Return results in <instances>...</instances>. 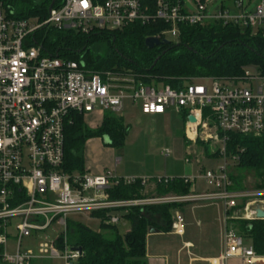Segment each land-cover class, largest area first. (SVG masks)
<instances>
[{
	"label": "built area",
	"instance_id": "2783aa9c",
	"mask_svg": "<svg viewBox=\"0 0 264 264\" xmlns=\"http://www.w3.org/2000/svg\"><path fill=\"white\" fill-rule=\"evenodd\" d=\"M192 3L189 10L186 0H59L41 20L34 16L16 18L0 1V261L34 264L37 260H59L74 264L81 253L69 247L65 239L73 215L104 212L102 223L116 226L121 212L148 205L221 202L226 212L236 211L226 216L230 220H253L250 209L257 204L264 209V188L231 190L225 150L230 133L264 135V76L258 71L244 70L241 77L233 79L191 80L176 89L162 83L147 84L131 71L93 72L76 61L44 55L33 41L43 28L89 35L156 24L163 29L154 37L177 39L181 26L207 23L238 26L264 38V0H247L246 4L233 0L238 10L235 14L222 5L210 11L213 0ZM127 101L147 116L175 109L184 117L187 146L193 148L198 141L220 145L217 152L223 164L204 169L197 177L181 179L189 185L187 194L130 200H111L107 190L137 180L145 186L172 179L119 178L112 171L100 175L65 173L64 131L72 122L71 115L98 112L119 116ZM192 155L188 153L186 163ZM197 179L204 182L205 191H194ZM237 201L244 202L240 211L236 210ZM54 225L63 230L57 236L64 237L62 248L55 244L57 238L48 241L45 236ZM183 225L182 215L175 211L172 231L181 235ZM39 235L43 239L36 248H23L24 239ZM10 244L13 252L7 249ZM231 258L252 264L257 254L225 226L220 254L209 264H225Z\"/></svg>",
	"mask_w": 264,
	"mask_h": 264
},
{
	"label": "trees",
	"instance_id": "16d2710c",
	"mask_svg": "<svg viewBox=\"0 0 264 264\" xmlns=\"http://www.w3.org/2000/svg\"><path fill=\"white\" fill-rule=\"evenodd\" d=\"M0 1L14 12L16 18L35 16L41 20L47 17L52 2L21 0L29 2L27 8L16 9L13 5L15 0ZM58 4L59 0H55L53 7ZM161 29L162 26L156 24L132 26L123 31L79 35L43 28L34 35L33 41L41 46L44 55L76 61L93 72L130 70L147 84L162 83L176 89L191 80L238 78L243 75L244 67L249 65L255 66L264 76V38L251 34L248 29L222 23L181 26L176 42L170 41L169 45L147 49L145 39L157 36ZM84 116L72 114V122L65 126L62 165L65 173L84 172L83 144L87 139L107 138L109 146L118 147L124 144L128 133L129 127L123 124L122 119L110 113L102 115L101 124L95 129L86 126ZM225 150L228 158L237 159V168L250 171L257 177L263 176L264 135L253 137L230 133L227 135ZM229 178L232 182L231 190H244L240 178L233 174ZM142 190L141 181L137 180L133 184L121 183L110 187L107 193L111 200H130L143 198ZM188 191L189 185L181 179H172L156 187L157 195H184ZM179 206L181 204L131 208L122 217L130 224V230L124 234L119 233L117 226L113 225L101 223L99 230L94 231L81 222L69 221L66 242L72 249H80L81 253L74 264H147L146 235L151 229L169 232L173 222L171 210ZM91 216L101 221L106 219L104 212H94ZM156 218L163 225H158ZM232 222V228L250 242L254 252L264 255V220ZM63 239L61 235L57 237L55 244L58 248H62Z\"/></svg>",
	"mask_w": 264,
	"mask_h": 264
},
{
	"label": "rangeland",
	"instance_id": "374dc122",
	"mask_svg": "<svg viewBox=\"0 0 264 264\" xmlns=\"http://www.w3.org/2000/svg\"><path fill=\"white\" fill-rule=\"evenodd\" d=\"M33 3H40L43 0H30ZM29 2H22L21 0H15L13 5L17 7L16 9L26 7ZM191 3V4H190ZM247 0H244V4ZM11 4V6L13 7ZM223 6L225 9L230 10V13H238L235 8L233 0H213L210 5V11L214 10L216 6ZM192 0H186V7L189 10L193 9ZM254 6V4H253ZM252 6V8H253ZM14 7V8H15ZM11 8V7H10ZM251 8V9H252ZM250 9V10H251ZM35 17V16H34ZM169 41L176 42L177 39L173 36L167 37ZM244 70L258 71L255 66L249 65L244 67ZM123 71V70H122ZM130 71V70H125ZM122 117V121L129 131L124 138V144L113 148V160H120L116 164V168H112L114 172L119 177H125L128 174H140L143 177H129L136 179H145L151 181L154 178H167V179H183L185 177H197V175L202 172V168L213 170L218 168L223 164V159L218 155V150L220 145H212L210 143H202L198 141L196 146V154L201 160L198 164V160L193 156L190 158V163H186L187 155L189 151H193V148L189 145L187 146L184 130V119L175 109L166 110L165 114L161 116H146L142 115L139 108L136 106L134 108L130 107L128 103L125 104L123 112L119 115ZM84 122L89 129H95L94 127L99 124L101 115H85ZM101 140L107 141V138H89L83 144L84 157L90 159L93 157V152L97 144H101ZM97 143V144H96ZM190 150H188V149ZM194 148V149H195ZM168 155L165 156V152ZM110 156V155H109ZM95 158L98 156L95 155ZM85 160V158H84ZM227 174L237 176L242 181V189L244 190H254L260 189L262 185L264 186V174L263 176L257 177L254 173L247 170H241L236 167V160H231L227 158ZM128 178V177H127ZM151 184V183H149ZM203 182L197 179L196 181V191L202 192ZM262 189V188H261ZM196 207L199 205L194 204ZM192 205H186L183 209V219L184 227L189 224L191 220V215L196 214V217L201 219L202 209L191 211ZM243 206L240 208L241 210ZM175 209L171 210L172 215L175 213ZM210 211L211 219L216 217L215 210ZM203 215V214H202ZM74 219L78 222H83L86 224L87 218L81 215H73L70 220ZM97 222V221H96ZM88 223L89 226L95 230L98 229V223ZM161 223V221L159 220ZM119 233H123L129 227V223L124 220L116 225ZM63 230L54 225L52 229L50 228L45 236L48 241L57 238L58 234L62 233ZM36 241L43 239V235L36 237ZM31 240V239H29ZM152 239H150V242ZM28 239L23 240V245L27 244ZM35 242V241H34ZM33 242V243H34ZM247 240H244V246H247ZM26 247V246H25ZM0 264H5L0 261ZM42 264H61L59 260H47L42 261Z\"/></svg>",
	"mask_w": 264,
	"mask_h": 264
},
{
	"label": "crops",
	"instance_id": "0c3cea01",
	"mask_svg": "<svg viewBox=\"0 0 264 264\" xmlns=\"http://www.w3.org/2000/svg\"><path fill=\"white\" fill-rule=\"evenodd\" d=\"M126 103H128L130 107L132 108L136 107V106L131 105L128 101L125 102V104ZM124 108H125V105H124ZM93 114H100L102 118V115L105 113L95 112V113H90L87 115H93ZM179 115L183 117L182 114L179 113ZM153 116H161V115H153ZM116 117L122 119V117L120 116H116ZM100 124H101V119H100L99 124H97L94 128H97ZM123 124L125 125L124 122ZM128 131H129V128H128ZM100 141H101V144L96 143L97 145L95 146L93 157H91L90 159H86V157H84V150H83V160L85 158L84 165H83L84 172H87L93 175H100L104 173L105 171H111L112 168H116V164L119 163L120 160L118 159H116L115 161L113 160V156H114L113 148L109 146L108 144L109 140L107 139V141L105 142L104 140L100 139ZM196 146H199V145L196 144L193 147V151H191L193 152L192 156L194 158L196 157L198 158L196 154V148H197ZM95 155L98 156V158H95L94 160ZM186 157H189V156H186ZM204 169L205 168H202V171ZM115 176L117 175L115 174ZM127 177L128 179H131L129 177H143V175L128 174L125 177H119V178H127ZM133 179H136V178H133ZM156 187L157 185L153 183L151 184L148 183L147 185L143 186V190L141 194L144 197L157 195ZM201 190L203 191L206 190L205 184L202 186ZM194 191L197 192L196 186L194 187ZM170 194H173V193H170ZM242 203H243L242 201H237V208H236L237 211L241 210L239 205ZM198 204L199 205L197 207L194 204H182L181 206L175 208V210L178 211L182 215V217H183V209H184V206L186 205L188 206L192 205L191 206L192 212H194V210H199V209L203 210V213H201V216H202L201 219L196 217L197 213L194 215H191V220H189V224H187L186 227L183 226L184 231L181 235L175 234L172 231V227L169 232L156 231L153 229L149 230L148 234L146 235L147 264H209L212 260H214L215 258L219 256L220 251H221L222 231L225 226L231 229H233L232 227L234 226L232 222L234 220L232 219L230 220L226 216L231 215L232 213L236 211L233 210L230 212L229 211L226 212L224 205L221 202H217L214 205H209L205 203H198ZM209 209L215 210L216 212L215 218L211 219L210 211H208ZM123 214L124 212H121L122 221L124 220L125 222H128L127 220L122 218ZM81 216L86 217L88 221L86 224L81 222L82 224L86 225L87 227H90L88 224L89 222L95 223L97 221L96 223H98L97 227L99 229V226L102 223V221L99 218H94L91 215H81ZM155 220L157 221L156 223L158 225H163L162 223L159 222V219L156 218ZM69 221H75V220L69 219ZM75 222H78V221H75ZM93 230L98 231L95 229ZM129 230H130V224H129L128 229H126L122 234L128 232ZM35 239L37 238L34 237L31 240L28 239L29 242L25 244L26 247L23 245V248H31V249L36 248L38 241H36ZM150 239H152L151 242H150ZM247 242H248L247 247L251 246L248 240ZM7 249L10 252H13L14 246L10 244L8 245ZM42 261H47V260H37V261H34V264H42ZM225 264H245V263L240 261L238 258H231L227 260ZM252 264H264V255H257V260Z\"/></svg>",
	"mask_w": 264,
	"mask_h": 264
},
{
	"label": "water",
	"instance_id": "95a60500",
	"mask_svg": "<svg viewBox=\"0 0 264 264\" xmlns=\"http://www.w3.org/2000/svg\"><path fill=\"white\" fill-rule=\"evenodd\" d=\"M55 0H52L51 4L49 5L48 8V12L50 11V9L53 6ZM170 41L166 40V39H158L156 37H148L145 39L144 41V45L147 49H152L154 47H158V46H164V45H169ZM159 58H157L154 63L153 66L156 64V62L158 61ZM189 121L194 122V119L192 117L188 118ZM251 212H253V220H264V209L263 206L261 204H257L254 207H252L250 209ZM78 252H80V249H74Z\"/></svg>",
	"mask_w": 264,
	"mask_h": 264
}]
</instances>
